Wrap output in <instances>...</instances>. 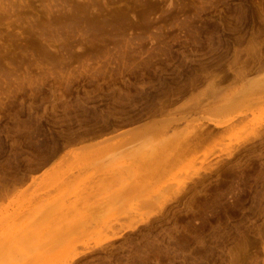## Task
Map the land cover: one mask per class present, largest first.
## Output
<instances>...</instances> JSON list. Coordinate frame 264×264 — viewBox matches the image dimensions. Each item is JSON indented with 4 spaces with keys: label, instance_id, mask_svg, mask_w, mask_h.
<instances>
[{
    "label": "rangeland",
    "instance_id": "1",
    "mask_svg": "<svg viewBox=\"0 0 264 264\" xmlns=\"http://www.w3.org/2000/svg\"><path fill=\"white\" fill-rule=\"evenodd\" d=\"M88 249L264 264V0H0V264Z\"/></svg>",
    "mask_w": 264,
    "mask_h": 264
},
{
    "label": "bare ground",
    "instance_id": "2",
    "mask_svg": "<svg viewBox=\"0 0 264 264\" xmlns=\"http://www.w3.org/2000/svg\"><path fill=\"white\" fill-rule=\"evenodd\" d=\"M209 122H211V121L209 120ZM227 122H228V121L221 122V123L218 124V126H222V125L226 124ZM255 135H256V133H255V132H252V133H251L250 135H248V136H245V137H243V138H239V139H237V141H236L235 144H234L235 148H236L237 146H239L240 144L246 142V141L249 139L250 136H255ZM116 137H117V136H116ZM116 137H115V138H116ZM106 140H107V139H106ZM249 140H250V139H249ZM103 141H104V140H103ZM233 148H234V147H233ZM235 148H234V149H235ZM234 149H233V150H234ZM228 153H229V152H228ZM230 153H231V152H230ZM230 153H229V155H231ZM201 171H205V170L197 169V170H195V171L193 172V174H192L191 176L187 177L185 180L183 179L184 181H182V183L178 186L179 188H177V190H176V191H175V192L169 197V199H168L165 203H163V204L158 208V210H157L155 213L150 214V215H147V216H145V218H144V217H143V218L141 217V219H139L138 221H136V222L133 223V224H130V225L127 226L125 229H123L121 233L114 234V235H112V236H106V237H104V238H102V239L97 240L96 243L94 244V247H93V248L101 247L103 244H106V243H108V242H110V241H113V240H116V239L120 238V236H121V234H122L123 232L134 230L137 226H139V225L143 224L145 221H147L148 218H150L151 216L156 215V213L162 211V210H163V209L169 204L168 202H170L171 200H173V198H175L176 196H178V195L180 194L181 190L187 185V183L191 182V180H192L193 178L197 177ZM91 250H92V249H91ZM89 251H90V250L88 249L87 251L84 250V251H81V252H73V253H71V254L69 255L68 259H65L64 261L59 262V263H57V264H71L74 260H76L77 258H79V257L82 256V255H85V254L88 253Z\"/></svg>",
    "mask_w": 264,
    "mask_h": 264
}]
</instances>
